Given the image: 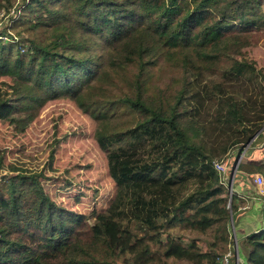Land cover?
<instances>
[{"label": "trees", "instance_id": "16d2710c", "mask_svg": "<svg viewBox=\"0 0 264 264\" xmlns=\"http://www.w3.org/2000/svg\"><path fill=\"white\" fill-rule=\"evenodd\" d=\"M261 2L27 3L29 22L51 27V37L46 44L31 43L27 56H0V74L16 81L13 93L0 103V117L25 129L34 110L48 99L73 100L98 122L96 139L107 155L118 191L109 208L90 222L85 214L52 200L39 174L17 173L0 180V264H119L118 259L126 264H156L159 258L151 241L166 258L164 264H171L170 259L199 264L211 252L171 235L162 240L163 232L177 224L203 232L214 229V245L222 249L231 243V215L236 222L242 212L237 213L240 204L235 200L241 198L233 193L229 204L226 185L214 164L232 147H245L257 133L254 142L264 138V108L252 125L244 119L251 116L248 100L263 106L264 100L252 92L245 98L242 90L233 94L227 86L248 81L264 93L255 62H248L243 54L245 47L264 38ZM98 49L105 50L102 72ZM162 57L176 59L183 70L182 83L173 94L167 89L148 92L151 70ZM193 70L205 72L200 87L189 78ZM126 71L135 73V78L130 76V83L117 95L120 75ZM122 106L134 114L133 124L111 127L109 122L122 117ZM212 106L215 110L206 125L201 107ZM16 109L19 113L14 115ZM209 129L223 133L214 135L217 140L231 131L240 133L226 137L221 148H209L203 140ZM147 149L153 158L143 159L141 152ZM262 151L247 150L248 160L240 162L237 180L252 173L264 176ZM243 241L248 264H264V228Z\"/></svg>", "mask_w": 264, "mask_h": 264}, {"label": "rangeland", "instance_id": "374dc122", "mask_svg": "<svg viewBox=\"0 0 264 264\" xmlns=\"http://www.w3.org/2000/svg\"><path fill=\"white\" fill-rule=\"evenodd\" d=\"M30 1L0 0V34H3L0 35V56L2 58L15 59L20 55L27 56L29 55L27 49L31 43L46 44L50 41L51 27H35L29 22L31 9L27 7V3ZM261 3L259 12L263 11L264 13V0ZM260 30L264 32V26ZM97 54L100 59L99 72H102L105 65V50L98 49ZM243 54L248 62H255L258 76L264 84V38L260 42L245 47ZM195 71H192L193 74L189 78L194 86L200 87V84L203 85L206 75L205 72L197 74ZM130 76L135 78V73L126 71L120 75L118 90L116 89L117 95H120L119 91L123 86L127 87L126 85L130 83ZM182 80L183 70L177 60L162 57L151 70V77L147 83L148 92L158 94L161 89L164 91L167 89L169 94H173L181 85ZM245 82L248 85L239 81L231 84L232 87L229 82L227 84L229 92L236 94L242 90L241 95L245 98L252 92L257 99L264 100V93H259V89L254 88V83ZM15 86L16 81L12 76L0 74V103L10 97ZM193 103H196L195 99ZM263 108L264 106L260 102L254 104L248 100V110L251 116L244 117L246 123L252 125L260 115H263L261 113ZM127 109L128 107L122 106L120 108L122 117L112 120L108 125L111 127L131 126L134 114ZM214 110V106L210 109L201 107V117L207 119L206 125L209 124ZM18 113L19 110L16 109L14 115ZM33 113L34 118L25 129H20L19 123L15 120L0 117V180L17 173L39 174L45 191L52 200L69 210L85 214L89 217L90 222H94V215L107 210L116 198L118 191L117 183L109 172L107 155L96 139L98 122L85 113L73 100L64 97L48 99ZM239 133L240 130L231 131L217 140L215 138L223 133L209 129L203 134V140L209 148H221L223 146L221 141L230 135ZM254 140L245 149V153L250 147L262 149L264 152V138L257 143ZM242 147V145L234 146L223 158H217L216 162L226 163L225 172L218 170L216 164L214 166L221 173L222 181L226 185L229 204L232 202L231 196L235 193V188L241 186L242 191L246 193L247 196L244 194L245 196L243 195L239 202L235 200V203L240 204L242 208L237 210V213L242 212L237 216V219L239 220L242 215H245L244 218L247 219L246 223L248 224L246 228L239 226V221L235 222L232 214L230 220L231 243L226 244L224 249L219 245H214V229L203 232L183 226V224H177L163 232L161 236L162 240H166L167 236L171 235L184 244L194 242L201 251L211 252L199 264H225L226 255L229 258L227 264H248V248L242 237L255 232L257 220L260 225L258 231L264 228V176L261 173H253L245 176L246 178L243 180H239V178L237 180L238 172H236L234 180L231 182L235 165L242 155L244 148ZM149 150L141 152L143 159L154 157ZM245 153H243L241 162L248 160ZM258 156L261 158V154ZM261 161H264V158ZM258 175L263 179L262 184L259 183ZM193 186H187V189L191 190ZM236 196L238 195L236 194ZM132 227L139 235L142 234L138 226L132 224ZM150 243L153 252L159 258L156 259V264H164L166 258L159 251L158 245L153 241ZM169 262L171 264H189L188 261L180 259H170ZM118 263L126 264L122 259H118Z\"/></svg>", "mask_w": 264, "mask_h": 264}, {"label": "crops", "instance_id": "0c3cea01", "mask_svg": "<svg viewBox=\"0 0 264 264\" xmlns=\"http://www.w3.org/2000/svg\"><path fill=\"white\" fill-rule=\"evenodd\" d=\"M253 174V173H252ZM259 176V175H258ZM240 185V184H239ZM238 186V185H237ZM243 190V188L241 187V186H239L238 188H235V193L240 197V198H243V195L245 194L246 195V193L244 192V191H242ZM244 195V196H245ZM247 196V195H246ZM249 197V196H248ZM246 208V207H245ZM242 208H241V206H240V208H239V210H241ZM242 217V218H241ZM240 218L241 219H239L238 221H239V226H242L243 228L245 227L246 228V226L248 225L246 222H247V219L246 218H244L245 217V215H242ZM259 221L257 220V222H255V228H256V230L255 231H258V227L260 226L259 224ZM240 229V228H239ZM241 230H243V229H241ZM248 234H245V235H243V237H242V239L244 238V237H246Z\"/></svg>", "mask_w": 264, "mask_h": 264}, {"label": "built area", "instance_id": "2783aa9c", "mask_svg": "<svg viewBox=\"0 0 264 264\" xmlns=\"http://www.w3.org/2000/svg\"><path fill=\"white\" fill-rule=\"evenodd\" d=\"M215 164H216V168L218 170H221V171H224V172L226 171L227 167H226V163L225 162L217 161ZM258 177H259V183L262 184L263 183L262 177L261 176H258ZM225 257H226L225 258V260H226L225 264H227L228 260H229L228 255H226Z\"/></svg>", "mask_w": 264, "mask_h": 264}, {"label": "water", "instance_id": "95a60500", "mask_svg": "<svg viewBox=\"0 0 264 264\" xmlns=\"http://www.w3.org/2000/svg\"><path fill=\"white\" fill-rule=\"evenodd\" d=\"M259 133H257L251 140H250V142L243 148V151H242V155H240V157H239V159H238V161H237V163H236V165H235V168H234V170H233V175H232V181L231 182H233V180H234V177H235V174H236V172H237V170H238V167H239V164H240V162H241V159H242V157H243V153H245V149H247V147L251 144V142H252V140H254L256 137H257V135H258Z\"/></svg>", "mask_w": 264, "mask_h": 264}]
</instances>
